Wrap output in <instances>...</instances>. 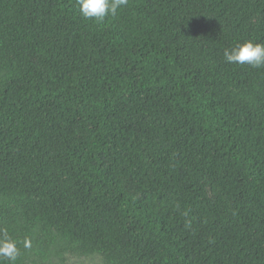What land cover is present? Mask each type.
<instances>
[{
    "label": "trees",
    "instance_id": "1",
    "mask_svg": "<svg viewBox=\"0 0 264 264\" xmlns=\"http://www.w3.org/2000/svg\"><path fill=\"white\" fill-rule=\"evenodd\" d=\"M264 0H0V264H264Z\"/></svg>",
    "mask_w": 264,
    "mask_h": 264
},
{
    "label": "clouds",
    "instance_id": "2",
    "mask_svg": "<svg viewBox=\"0 0 264 264\" xmlns=\"http://www.w3.org/2000/svg\"><path fill=\"white\" fill-rule=\"evenodd\" d=\"M81 11L86 18L103 20L107 15H115L117 9L126 3V0H78ZM228 63L249 64L253 67L264 66V45L246 42L242 46L224 53ZM0 254L15 259L16 248L12 243H4L0 247Z\"/></svg>",
    "mask_w": 264,
    "mask_h": 264
},
{
    "label": "rangeland",
    "instance_id": "3",
    "mask_svg": "<svg viewBox=\"0 0 264 264\" xmlns=\"http://www.w3.org/2000/svg\"><path fill=\"white\" fill-rule=\"evenodd\" d=\"M66 264H102L98 257H76L69 256L66 259Z\"/></svg>",
    "mask_w": 264,
    "mask_h": 264
}]
</instances>
